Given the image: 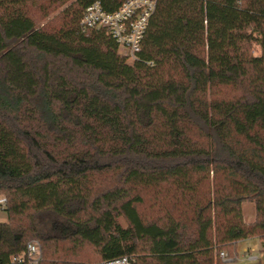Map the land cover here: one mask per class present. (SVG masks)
I'll list each match as a JSON object with an SVG mask.
<instances>
[{"label": "trees", "instance_id": "obj_1", "mask_svg": "<svg viewBox=\"0 0 264 264\" xmlns=\"http://www.w3.org/2000/svg\"><path fill=\"white\" fill-rule=\"evenodd\" d=\"M97 1L125 0H0V264L31 240L42 264H85L56 259L67 241L100 263L222 264L249 238L264 251V0H159L133 64L81 31ZM58 8L60 25H37Z\"/></svg>", "mask_w": 264, "mask_h": 264}, {"label": "built area", "instance_id": "obj_2", "mask_svg": "<svg viewBox=\"0 0 264 264\" xmlns=\"http://www.w3.org/2000/svg\"><path fill=\"white\" fill-rule=\"evenodd\" d=\"M159 0H125L116 10L106 11L101 2L91 4L84 12L80 27L83 33L92 30H104L118 45L125 57L135 62L142 51L143 43L154 16ZM7 205L5 197L0 198V208ZM222 260L228 255L221 252ZM247 258H252L246 252ZM43 247L40 241L31 240L23 253L12 255L6 264H42ZM135 259L124 256L118 259L104 261L100 264H133Z\"/></svg>", "mask_w": 264, "mask_h": 264}, {"label": "rangeland", "instance_id": "obj_3", "mask_svg": "<svg viewBox=\"0 0 264 264\" xmlns=\"http://www.w3.org/2000/svg\"><path fill=\"white\" fill-rule=\"evenodd\" d=\"M62 11V8H58L55 11L51 13L48 17H43L41 13L35 11V21L38 26H44L46 24H52V26L60 25L61 21L58 19L60 12ZM250 51L255 56H261L263 54V48L259 43L252 44ZM119 55L126 58L124 53L119 49L118 51ZM127 62L129 64H133L131 60L126 58ZM224 95L232 96L235 93L228 90H224ZM1 197H5L4 195H0ZM144 204L142 206H139L140 211L145 215V217H152L154 215V210L152 209V202H153V192L146 191L144 192ZM255 213V205L252 202H245L244 204V215L246 217L247 221H252L253 214ZM8 216L6 211H4L2 208H0V222H7ZM120 222L123 226H126V221L122 218L120 219ZM249 244H246L244 247L247 249H255V252L253 255H257L259 259L251 260L247 258L246 252L243 251L244 247L241 245L237 248L236 253L232 256L226 253L228 255L227 260H222L220 254H218L219 260L222 261V264H264V256L261 255L262 245L258 241V239H250ZM59 246L60 248H63V250H60V254L58 258L56 259H64V260H73L76 259L80 263L85 264H99L101 262V258L99 255V252L94 247L88 245V244H82L78 247L74 246L73 242L67 241L62 242ZM76 254V255H75ZM75 257V258H73Z\"/></svg>", "mask_w": 264, "mask_h": 264}, {"label": "crops", "instance_id": "obj_4", "mask_svg": "<svg viewBox=\"0 0 264 264\" xmlns=\"http://www.w3.org/2000/svg\"><path fill=\"white\" fill-rule=\"evenodd\" d=\"M244 204H245V202L243 203V216H244V220H245L246 223H252V222H254L255 219H256V208H255V213L253 214L252 219H250V220H252V221H247V220H246V217H245V215H244ZM250 239H258V241H259V242L261 243V245H262V242H261V240H260L259 238H249V239H244V240H240V241H238L237 244H236V245H237V248L240 247L241 245H243V247H244L246 244H249V243H250L249 241H251ZM243 251H244V252H248V254H251V255H252V258H249V259H251V260L259 259L257 255H256V256L253 255V253L255 252V249H254V248L249 250V249H247L246 247H244ZM260 251H261V255L264 256L263 247H262V250H260ZM225 253H226V252H225Z\"/></svg>", "mask_w": 264, "mask_h": 264}]
</instances>
